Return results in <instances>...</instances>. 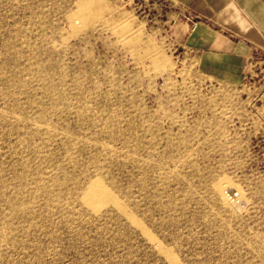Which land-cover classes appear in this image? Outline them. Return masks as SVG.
I'll return each instance as SVG.
<instances>
[{
    "label": "rangeland",
    "instance_id": "374dc122",
    "mask_svg": "<svg viewBox=\"0 0 264 264\" xmlns=\"http://www.w3.org/2000/svg\"><path fill=\"white\" fill-rule=\"evenodd\" d=\"M168 12L0 0V264H264V91L200 72Z\"/></svg>",
    "mask_w": 264,
    "mask_h": 264
},
{
    "label": "crops",
    "instance_id": "0c3cea01",
    "mask_svg": "<svg viewBox=\"0 0 264 264\" xmlns=\"http://www.w3.org/2000/svg\"><path fill=\"white\" fill-rule=\"evenodd\" d=\"M170 32L200 72L264 91V0H161ZM264 108V93L258 96ZM264 119V114L261 115Z\"/></svg>",
    "mask_w": 264,
    "mask_h": 264
},
{
    "label": "bare ground",
    "instance_id": "6f19581e",
    "mask_svg": "<svg viewBox=\"0 0 264 264\" xmlns=\"http://www.w3.org/2000/svg\"><path fill=\"white\" fill-rule=\"evenodd\" d=\"M82 200L85 205H87L89 208H91L94 211L108 202H112V203L116 202V199L112 195V193L109 190L105 189L101 184V182L98 180H93L88 184V186L86 187V189L82 194ZM152 242L154 243V240Z\"/></svg>",
    "mask_w": 264,
    "mask_h": 264
},
{
    "label": "built area",
    "instance_id": "2783aa9c",
    "mask_svg": "<svg viewBox=\"0 0 264 264\" xmlns=\"http://www.w3.org/2000/svg\"><path fill=\"white\" fill-rule=\"evenodd\" d=\"M227 194L231 200H235L238 197L237 193L233 192L232 190H228Z\"/></svg>",
    "mask_w": 264,
    "mask_h": 264
}]
</instances>
